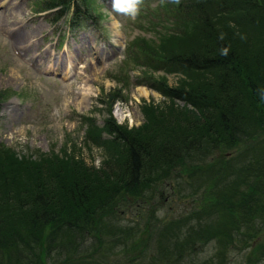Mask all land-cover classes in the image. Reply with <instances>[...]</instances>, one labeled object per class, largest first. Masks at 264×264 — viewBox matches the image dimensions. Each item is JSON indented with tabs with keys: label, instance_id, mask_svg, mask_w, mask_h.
Instances as JSON below:
<instances>
[{
	"label": "trees",
	"instance_id": "16d2710c",
	"mask_svg": "<svg viewBox=\"0 0 264 264\" xmlns=\"http://www.w3.org/2000/svg\"><path fill=\"white\" fill-rule=\"evenodd\" d=\"M90 1L44 0L40 9L58 8L57 20L66 16L70 28H79L87 19H96ZM238 1L242 8L245 0H171L170 5L177 6L165 7L167 17L190 14L194 29L189 42L198 43L178 53L164 56V52H156L157 43L150 46L140 38L128 44L127 56L136 65L140 63V70L159 63L165 68L207 74L195 88L155 84L164 98L184 104L188 115L174 117L162 112L145 125L127 130L113 118L110 104L100 137L96 136V126L87 136L103 158L99 167L74 161L62 174L47 172L49 181L44 184L27 179L10 193L1 189L0 264H109L107 248L114 241L124 246L127 255L139 246V254L128 257L131 264H185L186 254L188 264H203L198 250L204 241L215 239L221 244L224 236L229 252H240L261 235L264 45L247 53L228 40L238 35L233 23L225 22L238 15ZM254 8L257 11L253 12ZM247 15L256 23L254 30L264 31V0H248L241 17ZM259 32H252L255 41L261 36ZM236 146L246 150L233 159L235 164L230 163L237 165L236 169L227 167L226 162L216 164L211 154ZM184 169L186 178L177 176L176 171ZM158 170L176 173L170 178L166 199L175 201L182 183L196 190L203 183L202 206H191L179 218L157 217L154 205L143 209L154 195L151 189L161 179L153 177ZM181 195L197 204L188 193ZM119 196L130 206L131 198H142L143 202L131 208L129 226L110 221L105 225ZM201 212L207 214L206 219L201 218ZM191 213L196 214L194 219ZM108 226L117 228L110 232ZM230 232L234 233L231 243ZM256 260L261 264L264 252Z\"/></svg>",
	"mask_w": 264,
	"mask_h": 264
},
{
	"label": "rangeland",
	"instance_id": "374dc122",
	"mask_svg": "<svg viewBox=\"0 0 264 264\" xmlns=\"http://www.w3.org/2000/svg\"><path fill=\"white\" fill-rule=\"evenodd\" d=\"M43 2L0 0V190L6 193L20 188L27 179L44 184L49 181L47 172L62 174L74 161L80 164L82 160L87 166L99 167L103 158L87 136L91 127L96 126L99 129L96 136L100 137V127L108 116L110 104H113L110 113L127 130L145 125L147 120H153L162 112L174 117L188 115L184 104L164 98L155 84L163 82L168 87L195 88L207 75L165 68L159 63L140 70V63L136 65L127 56L128 44L137 38L148 41L150 46L157 43L156 52H164V56L198 44L197 40L189 42L194 29L190 14L183 18L167 17L165 7L177 6L170 5L171 0H142L135 15L118 11L114 8V0H91L96 19H87L79 28H70L66 16L57 20L58 8L40 9ZM239 2L235 8L238 15L225 21L233 23L238 35L226 38L249 53L264 45V31L258 29L261 36L255 41L252 32L257 35L260 32L254 30V19L250 20L248 15L241 17L248 0L242 8L238 7ZM255 11L257 8L253 9ZM30 30L36 34L29 39L34 44L22 50L24 33ZM246 34H250L248 39ZM245 59L251 60L247 56ZM141 89L148 92L146 97L141 96ZM240 154H246L243 146L218 149L211 155L216 164L226 162L227 167L236 169L233 159ZM158 171L153 177L161 176V179L151 189L150 194L154 195L143 209L154 205L157 217L179 218L188 213L191 206H202L203 183L197 190L186 183L178 188L181 194L186 192L196 199L197 204L178 192L173 201L172 197L166 199V193L171 185L170 178L176 173ZM176 172L177 176L186 178L185 169ZM200 180L204 178L201 176ZM131 199L130 206L122 196L117 197L112 205L113 212L104 220L105 225L110 221L112 225L129 226L133 219L131 208L143 202L142 198ZM191 215L193 219L196 216L195 213ZM200 216L207 218L205 212ZM108 228L111 232L117 227ZM232 232L229 243L234 240ZM251 242L249 248L229 252L222 236L221 244L208 239L197 249L203 264H257L259 260L256 259L261 251L264 252V228ZM107 249L109 264H131L128 257L140 252L137 245L135 253L127 255L124 246L115 241ZM185 256V264H188L187 254Z\"/></svg>",
	"mask_w": 264,
	"mask_h": 264
},
{
	"label": "clouds",
	"instance_id": "9594fccd",
	"mask_svg": "<svg viewBox=\"0 0 264 264\" xmlns=\"http://www.w3.org/2000/svg\"><path fill=\"white\" fill-rule=\"evenodd\" d=\"M142 0H114V8L121 12H129L135 15Z\"/></svg>",
	"mask_w": 264,
	"mask_h": 264
},
{
	"label": "bare ground",
	"instance_id": "6f19581e",
	"mask_svg": "<svg viewBox=\"0 0 264 264\" xmlns=\"http://www.w3.org/2000/svg\"><path fill=\"white\" fill-rule=\"evenodd\" d=\"M24 35L26 38L24 37L23 42H22V47H20V49H22V50L30 49L33 46L34 42L29 41V39L36 36L35 31L30 30L27 33H24ZM140 94H141V96L146 97L148 95V92L144 89H141Z\"/></svg>",
	"mask_w": 264,
	"mask_h": 264
}]
</instances>
